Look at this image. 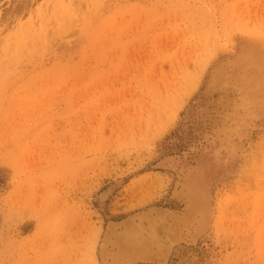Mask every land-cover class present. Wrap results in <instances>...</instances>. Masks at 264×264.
Wrapping results in <instances>:
<instances>
[{"label": "rangeland", "instance_id": "rangeland-1", "mask_svg": "<svg viewBox=\"0 0 264 264\" xmlns=\"http://www.w3.org/2000/svg\"><path fill=\"white\" fill-rule=\"evenodd\" d=\"M0 264H264V0H0Z\"/></svg>", "mask_w": 264, "mask_h": 264}, {"label": "bare ground", "instance_id": "bare-ground-1", "mask_svg": "<svg viewBox=\"0 0 264 264\" xmlns=\"http://www.w3.org/2000/svg\"><path fill=\"white\" fill-rule=\"evenodd\" d=\"M164 212H166L164 216H156L150 212L143 213L141 215L136 216V218L133 219L129 224L125 226H120V228L118 229L117 232H115L112 238L106 240L105 242L103 241L104 250H106L107 253L112 254V255L121 252L123 254L130 253L131 255L138 256V255L146 254L148 251H151V250L152 251H157V250L164 251L168 247L170 246L172 247V244H173L172 237L174 233L173 232L174 217L179 216L180 218V215L175 216L174 212H170V211L169 213H167V211H164ZM191 226H188V227H191Z\"/></svg>", "mask_w": 264, "mask_h": 264}]
</instances>
